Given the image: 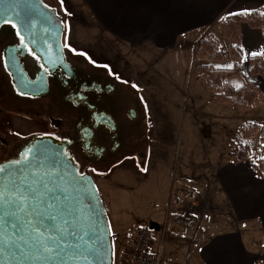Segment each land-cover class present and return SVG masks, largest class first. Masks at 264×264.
I'll list each match as a JSON object with an SVG mask.
<instances>
[{
    "label": "rangeland",
    "instance_id": "1",
    "mask_svg": "<svg viewBox=\"0 0 264 264\" xmlns=\"http://www.w3.org/2000/svg\"><path fill=\"white\" fill-rule=\"evenodd\" d=\"M60 7L63 12L66 10L69 40L74 49L108 65L112 71H120L136 80L144 98L142 133L134 158H128L129 161L114 169L94 174L113 223L114 264H123L132 248L136 230L148 225L151 215L155 217V229L152 230L157 247L164 234L165 213L193 212L194 228L200 225V231L207 230V233L202 232V238L211 237L213 231L225 226L229 229L230 224L224 222L226 218L230 219V206L222 204L213 184L206 180L214 163L219 160L233 162L230 157L232 145L228 141L230 133V141L235 139L251 147L252 162L264 158V123H261L264 120V94L252 110L214 103L212 94L195 74L200 63L196 57L198 38L159 59L144 50L127 48L105 34L85 0H63ZM214 35L220 39L226 56L225 63H218V66L231 67L233 59L228 45L232 41L224 38L218 27ZM158 80L159 84L155 85ZM233 82L238 85L240 80ZM250 117H256L259 129L247 138L237 127L250 121ZM172 197L177 206L168 212ZM231 228L243 233L247 246L260 245L264 253V231L261 234L251 232L247 229H256L244 226L243 222L239 227ZM191 264L195 263L191 261Z\"/></svg>",
    "mask_w": 264,
    "mask_h": 264
},
{
    "label": "flooded vegetation",
    "instance_id": "2",
    "mask_svg": "<svg viewBox=\"0 0 264 264\" xmlns=\"http://www.w3.org/2000/svg\"><path fill=\"white\" fill-rule=\"evenodd\" d=\"M52 1L42 0L47 11L32 18L30 32L22 31L27 47L20 45L11 26L0 29V60L8 62L6 67L0 63V164L14 160L50 133L61 138L51 139L64 142L79 169L94 176L134 158L142 133L144 98L136 80L90 64L87 55L70 52L74 47L66 10L60 7L63 2ZM44 17L58 24L59 31ZM9 48L20 51L12 57ZM22 86L27 95L17 94Z\"/></svg>",
    "mask_w": 264,
    "mask_h": 264
},
{
    "label": "snow or ice",
    "instance_id": "3",
    "mask_svg": "<svg viewBox=\"0 0 264 264\" xmlns=\"http://www.w3.org/2000/svg\"><path fill=\"white\" fill-rule=\"evenodd\" d=\"M183 2L195 8L200 0ZM39 4L42 0L23 6L19 0H12L0 10V29L11 26L20 45L27 47L21 33L31 31L32 18ZM43 7L48 8L47 5ZM44 19L59 31L58 24H52L47 17ZM28 50L41 59L31 48ZM7 51L14 57L20 48ZM70 52L86 56L74 48ZM88 62L108 69V65H98L90 57ZM0 63L6 67L8 62L5 59ZM40 67L45 68V65ZM16 92L27 95L24 86ZM45 138L61 140L50 133H45L40 140ZM63 143L55 146L43 142L33 144L19 152L14 160L0 164V257H7V264H102L106 253L114 255V244L105 243V236L114 233L110 226L102 223L105 214L97 207V190L91 188L88 174L78 168L74 158L64 150ZM227 182L235 186L241 199L257 194L264 197V189L257 193L243 179L229 177ZM221 243L220 238L212 239L206 245L207 250Z\"/></svg>",
    "mask_w": 264,
    "mask_h": 264
},
{
    "label": "crops",
    "instance_id": "4",
    "mask_svg": "<svg viewBox=\"0 0 264 264\" xmlns=\"http://www.w3.org/2000/svg\"><path fill=\"white\" fill-rule=\"evenodd\" d=\"M85 3L105 34L127 48L144 50L148 55L159 59L179 51L181 45L191 43L196 38L200 41L210 33L214 35L219 20L229 13L253 11L264 7V0H200L195 8L183 0H85ZM240 46L244 54V76L260 87V101L261 95L264 94V79L250 75L249 57L264 52L263 30L242 24ZM234 80L231 79L229 82L235 85ZM157 84L159 80L155 82V85ZM241 84L240 80L235 86ZM250 118L247 122L259 124L256 117ZM261 123H264V120H261ZM237 128L241 130L239 125ZM231 135L232 133L228 135L230 143ZM209 173L207 174L210 179L206 181L209 180L213 184L222 204L230 206V219L226 218L224 222L230 224L229 229L225 226L219 231L215 230L212 236L207 238L201 237L202 232L207 233V230L200 231V225L187 235L171 231L166 233L164 228L168 214L165 213L162 223L164 234L160 246L157 247V238L154 237L152 230L155 229L153 225L155 217L151 215L150 223L141 227L148 228L153 235L152 253L160 257L161 264H191V261L195 264H264L261 246H247L243 233L235 228L233 231L231 228L232 226L237 228L243 222L244 226L256 229L247 230L261 234L264 231V197L257 194L249 199H241L236 194L235 186L227 182L229 177L243 179L259 193L264 189V176L260 177L257 174L252 159L240 163L229 160L225 163L219 160L212 165ZM170 200L168 212L177 206L173 197ZM167 234L169 236L166 238ZM217 238L222 239V243L208 251L207 243Z\"/></svg>",
    "mask_w": 264,
    "mask_h": 264
},
{
    "label": "trees",
    "instance_id": "5",
    "mask_svg": "<svg viewBox=\"0 0 264 264\" xmlns=\"http://www.w3.org/2000/svg\"><path fill=\"white\" fill-rule=\"evenodd\" d=\"M247 24L251 28L261 29L264 32V7L261 9L239 12L226 15L218 22L221 35L232 41L228 45L233 65L221 67L218 63H225L226 56L221 48L220 39L212 33L200 40L196 50V57L200 63L195 68L198 81L212 94L211 100L216 103L226 104L239 110H249L259 101L260 87L251 79L244 76V54L240 46L241 26ZM249 73L251 76H260L264 79V52L260 55L249 57ZM240 79L242 84L235 86L229 80ZM257 123L247 122L241 126L243 135L247 138L257 132ZM231 160L234 163L250 161L253 157L251 147L241 141H231ZM254 168L260 177L264 176V158L254 163ZM127 257V256H126Z\"/></svg>",
    "mask_w": 264,
    "mask_h": 264
},
{
    "label": "built area",
    "instance_id": "6",
    "mask_svg": "<svg viewBox=\"0 0 264 264\" xmlns=\"http://www.w3.org/2000/svg\"><path fill=\"white\" fill-rule=\"evenodd\" d=\"M195 226L193 212L181 211L169 214L165 221V231H177L184 235ZM153 235L146 227L139 228L132 239V248L123 264H161L160 257L152 253Z\"/></svg>",
    "mask_w": 264,
    "mask_h": 264
},
{
    "label": "water",
    "instance_id": "7",
    "mask_svg": "<svg viewBox=\"0 0 264 264\" xmlns=\"http://www.w3.org/2000/svg\"><path fill=\"white\" fill-rule=\"evenodd\" d=\"M12 0H0V10H3L4 8L7 7V5L9 3H11ZM20 4L23 6L25 4H29V3H38V0H19ZM47 9L45 7H43V3L42 4H39L38 5V12L37 14H39L40 12H46ZM52 14H54V12H52ZM47 143V144H51V145H57L58 143H56L55 141H53L52 139H49V138H45L43 141H41L40 139L36 140L33 144H37V143ZM64 150H65V147L63 146ZM88 174V178H89V181L91 182V188L93 190H97L95 191V196H96V199H97V207H100L101 210L104 212V220L102 221V223H104L105 225H108L110 226V229H111V233H113L112 231V224H111V221H110V218H109V215H108V212H107V209H106V206L104 204V201L101 197V193L99 191V188L97 186V183L95 181V178L90 175L89 173ZM105 243L106 245L107 244H114L113 242V235H106L105 236ZM0 262H2V264H7V257H0ZM102 264H114V255L111 254V252L109 253H106L103 257V260H102Z\"/></svg>",
    "mask_w": 264,
    "mask_h": 264
}]
</instances>
